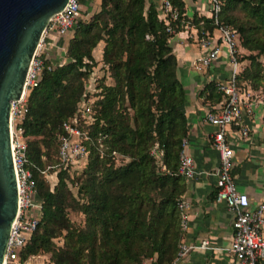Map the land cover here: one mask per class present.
Here are the masks:
<instances>
[{"label":"trees","instance_id":"obj_1","mask_svg":"<svg viewBox=\"0 0 264 264\" xmlns=\"http://www.w3.org/2000/svg\"><path fill=\"white\" fill-rule=\"evenodd\" d=\"M171 2L186 17L183 0ZM238 8L245 12L242 19ZM191 18L199 30L213 33L216 28L213 16ZM218 21L239 35L240 87L264 89L259 59L264 57V0H221ZM169 25L173 31L153 2L99 0L98 10L76 21L66 43L68 60L52 65L45 59L38 85L27 94L22 122L42 206L37 227L20 250L21 260L39 252H48L55 264H141L148 258L151 264H166L175 257L182 234L177 199L186 186L177 170L188 127L181 107L185 89L169 43L183 27L180 20L170 19ZM101 41L95 57L92 51ZM97 68L100 75L89 92L87 84ZM201 94L211 104L225 97L214 80ZM83 95L96 98L93 119L81 125L95 141L103 136L104 153L90 144L85 166L73 170L59 165V136ZM156 144L163 151L164 170L151 152ZM113 150L129 159L118 163ZM53 165L57 180L50 185L46 177ZM70 180L81 200L73 196ZM68 207L84 214V226L71 223ZM63 231L65 242L56 246L53 237Z\"/></svg>","mask_w":264,"mask_h":264},{"label":"built area","instance_id":"obj_2","mask_svg":"<svg viewBox=\"0 0 264 264\" xmlns=\"http://www.w3.org/2000/svg\"><path fill=\"white\" fill-rule=\"evenodd\" d=\"M86 0H67L64 7L55 12L49 19L41 40L35 50L26 72L21 95L11 101L10 107V139L14 168L17 179L18 209L12 222L7 246L5 249V264H55L47 255L31 253L21 260L20 250L36 229L41 215L42 200L37 194L30 161L27 157V140L24 134L22 122L27 111V94L29 90L38 85L41 71L45 66L43 53L44 35L49 31H55L58 35L69 37L73 32L76 21L81 18L82 4ZM209 16L214 17V24L218 31V41L213 33L205 28L198 29V24L190 17H181L177 6L171 0H159L157 5L160 17L168 25L167 30L173 31L169 20H180L183 28L195 30V40L202 49V53L194 60L197 68L209 66L219 57L222 46L226 47V55L230 64L227 77L216 79V87L223 92L225 97L217 102L205 113V119L216 126L211 133V140L218 152L219 163L216 169V199L224 201L228 209L233 213V236L226 247L233 254V264H264V199L255 207L250 206L248 194L237 186L233 166V149L230 145L227 129L230 125H238L241 133L247 135L248 126L243 123L246 116H254L256 109H261L264 118V89L240 87L237 75L241 69V62L237 57L239 35L233 27L219 23L218 13L221 8V0H207ZM203 21L200 20L201 24ZM148 37V35H147ZM53 65V64H52ZM50 67V66H48ZM100 75L97 68L92 73L91 81L87 84V91L94 90V77ZM94 95H83L77 103L74 114L62 123V133L59 136V165L66 167L71 165L73 170L82 169L90 150V144L101 152L103 151V136L97 141L81 124L93 119L92 103ZM187 137H183L179 151V167L177 173L184 178L193 177L196 173L193 157L186 150ZM156 157L162 170L165 165L162 162V149L156 144L151 151ZM112 155L118 163L129 159L128 156L115 150ZM121 160V161H120ZM180 215V230L183 233L188 226L189 202L180 196L177 199ZM196 248H216L211 246L208 239H202L199 243H188L183 239L178 243L175 257L166 264H177L191 250ZM151 264V263H143Z\"/></svg>","mask_w":264,"mask_h":264},{"label":"crops","instance_id":"obj_3","mask_svg":"<svg viewBox=\"0 0 264 264\" xmlns=\"http://www.w3.org/2000/svg\"><path fill=\"white\" fill-rule=\"evenodd\" d=\"M159 0H146V3ZM186 17L209 16L207 0H183ZM86 17V15H84ZM218 31L214 29L213 38L218 41ZM195 30H182L169 38L177 58V77L185 89V99L181 105L187 117L186 150L193 157L195 175L185 178L186 186L182 197L189 202L188 226L181 239L188 243H199L208 239L216 248H196L191 250L177 264H233V254L226 249L233 236V213L224 201L216 199V169L219 163L218 152L211 140L216 129L205 119L206 111L215 104L201 94V89L209 80L225 78L230 71L226 47L213 64L197 68L194 60L202 53L195 40ZM68 37L49 31L44 35L43 53L53 65L68 60L65 48ZM100 56V51H98ZM254 116H246L243 123L248 126L247 135L241 133L238 125L227 129L230 145L233 149L232 174L237 186L246 192L251 207L264 199V118L261 109ZM264 234V223L262 226Z\"/></svg>","mask_w":264,"mask_h":264},{"label":"water","instance_id":"obj_4","mask_svg":"<svg viewBox=\"0 0 264 264\" xmlns=\"http://www.w3.org/2000/svg\"><path fill=\"white\" fill-rule=\"evenodd\" d=\"M67 0H0V264L18 209L10 139L11 101L18 98L30 60L50 17Z\"/></svg>","mask_w":264,"mask_h":264},{"label":"rangeland","instance_id":"obj_5","mask_svg":"<svg viewBox=\"0 0 264 264\" xmlns=\"http://www.w3.org/2000/svg\"><path fill=\"white\" fill-rule=\"evenodd\" d=\"M99 9V0H86L83 2L82 4V11H81V16L82 18L85 17L84 15H86V17H89L94 11L98 10ZM236 15L240 17V19H242L243 17H245V12L244 10L242 9H237L236 10ZM103 46V43L102 41L99 42L96 47L93 49L92 53L94 54L95 57H99L98 54L100 51V49L102 48ZM241 53H244L247 55V53H249L248 50H243ZM259 59L261 60V62L264 64V57L263 56H260ZM245 63H248V59H245L244 61ZM127 156V155H126ZM121 161V160H120ZM52 170L51 171H47V179L50 183V185H53L56 180H57V177L55 175V171L57 170V166L56 165H53L52 166ZM69 186H70V189L73 193V196L76 198V199H79L81 200L80 198H77L75 195L76 193V190H77V187L75 185V182H73L72 180L69 181ZM67 212H68V217L71 221V223H73V225L77 226V227H82L84 226V222H85V216L84 214L79 211V210H76V208L74 207H68L67 208ZM53 241L55 243L56 246H63L64 242H65V231H63L62 233L56 235L53 237ZM49 254L48 252H39V254H41L43 257L44 254ZM150 258L148 259H144L142 261L141 264L143 263H150Z\"/></svg>","mask_w":264,"mask_h":264},{"label":"bare ground","instance_id":"obj_6","mask_svg":"<svg viewBox=\"0 0 264 264\" xmlns=\"http://www.w3.org/2000/svg\"><path fill=\"white\" fill-rule=\"evenodd\" d=\"M3 264H5V260H4Z\"/></svg>","mask_w":264,"mask_h":264}]
</instances>
